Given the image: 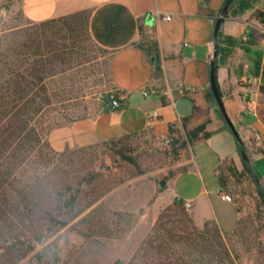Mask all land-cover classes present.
Here are the masks:
<instances>
[{"label": "rangeland", "instance_id": "1", "mask_svg": "<svg viewBox=\"0 0 264 264\" xmlns=\"http://www.w3.org/2000/svg\"><path fill=\"white\" fill-rule=\"evenodd\" d=\"M20 1L0 0L4 44L9 31L28 25ZM66 25L64 58L54 69L50 103L39 118L44 139L50 127L98 112L101 100L112 91L109 50L92 39L83 15ZM154 39L147 38V43ZM257 51L255 57L264 54V43ZM251 67L254 72L260 69ZM173 138H178L176 133L161 137L149 131L130 138L125 141L130 160L101 141L68 147L61 154L51 153L44 143L34 145L30 160L10 179L8 199L25 209L0 219V264L127 261L160 214L165 264H264L260 198L247 176L232 173L228 163L223 167L224 191L241 212L237 231L222 233L211 219H196L192 207L185 212L172 206L175 198L168 179L191 164L189 145H172ZM180 138H185L183 132ZM71 197L74 202L68 205ZM231 200L226 199V205L232 210ZM155 256L154 249L148 258Z\"/></svg>", "mask_w": 264, "mask_h": 264}, {"label": "crops", "instance_id": "2", "mask_svg": "<svg viewBox=\"0 0 264 264\" xmlns=\"http://www.w3.org/2000/svg\"><path fill=\"white\" fill-rule=\"evenodd\" d=\"M225 2L21 0L20 8L30 22L87 11L90 36L110 51L107 66L112 89L124 96L120 108L99 110L52 128L48 134L50 146L62 151L142 131L162 137L167 135L169 124H178L188 116V128L205 122L208 135L189 145L190 166L171 176L167 187L171 198L191 201L196 219L214 220L222 233H232L241 212L232 201V210L226 205L218 171L225 163L241 170L245 162L214 98L207 95L211 90L213 28ZM243 2L249 5L242 10L239 2L228 6L220 25L217 42L223 50L215 61V77L226 112L244 142L250 167L264 188V154L259 151L264 149V94L259 92L264 84V54L255 57L264 43V19L260 17L264 0ZM165 14L171 18L162 19ZM244 33L249 35L246 42L241 40ZM252 36H256L254 43H250ZM152 37L157 43L159 70L155 69V55L146 50L150 45L147 38ZM256 60L258 72L251 67ZM252 95L257 98L256 115L241 113L240 104ZM153 110H157L158 118L148 126L147 114ZM254 133L259 135L258 140Z\"/></svg>", "mask_w": 264, "mask_h": 264}, {"label": "trees", "instance_id": "3", "mask_svg": "<svg viewBox=\"0 0 264 264\" xmlns=\"http://www.w3.org/2000/svg\"><path fill=\"white\" fill-rule=\"evenodd\" d=\"M237 2H239V10L249 5L247 2L242 3V0H234L231 1L229 7ZM81 15L86 17L88 31L89 13L87 11H80L40 22L29 21L27 26L19 30L9 31V34H6V37L3 38L4 41L7 40L6 44L0 42V219H8L12 214L20 211V209H25V206H20V204L9 201L7 191L10 186V179L20 172L23 163L30 160V153L34 150V145L44 143L48 150L54 154H61L63 151H55L49 144L48 134L54 127H50L47 130V137L44 139V127L40 128L42 121L39 118L42 109L50 103L48 88L50 79L54 75V69L64 58V51L66 49L65 40L68 38V35L65 34V30L68 27L66 23L70 19ZM219 36L220 31L218 32V42L220 41ZM255 39L256 36H252L250 43H254ZM220 49L223 50L219 46L218 52ZM146 50L148 54L155 55V69L159 70L155 39ZM259 58H261L260 55H258L257 59ZM255 63L257 69L259 67V60H256ZM259 92L264 94V84L259 86ZM207 95L213 98L211 90L207 92ZM99 110H110L108 95L101 100ZM188 120L189 116L182 117L178 124H169L167 135L170 136L172 133H176L178 136V138L172 139L170 142L172 145L178 142L180 148H185L193 141L208 135V132L205 130V122L188 128ZM143 132L146 131L124 134L118 138L101 142L111 144L119 155L130 160L131 158L126 154L125 141ZM182 132L185 138H180L179 140ZM259 151L264 154V149H260ZM228 165L232 173L247 176L254 185L264 210V194L255 181L251 169L245 164L241 170L237 169L234 164ZM186 169L184 168L183 170ZM174 174L172 173L170 177ZM218 180L220 186L225 190L227 177L224 174L223 167L218 171ZM183 201L175 198L172 206L186 212ZM73 202L74 197H71L67 204L72 205ZM238 210L240 209L238 208ZM162 216L163 214H160V218L153 225L151 231L145 235L136 251L127 261L116 259L112 264L168 263V256L166 254L162 255V251L165 249H163L160 240V235L163 232L161 224ZM208 221L204 222V226H207ZM212 221L216 229L220 231L216 222ZM237 230L238 226L234 231ZM155 244H158L160 249L156 248ZM154 249L156 251L155 258H148Z\"/></svg>", "mask_w": 264, "mask_h": 264}, {"label": "water", "instance_id": "4", "mask_svg": "<svg viewBox=\"0 0 264 264\" xmlns=\"http://www.w3.org/2000/svg\"><path fill=\"white\" fill-rule=\"evenodd\" d=\"M231 1L233 0H226V2L223 4L221 11L218 15V17L215 20L214 23V28H213V53H212V57L210 59V73H209V78H210V89H211V93L212 96L223 116V119L225 120L227 126L229 127V129L231 130V132L233 133L234 137L237 139L239 146H240V151H241V155L242 158L246 164V166H248L251 171H252V175L255 179V181L257 182L258 186L260 187L262 193L264 194V188L262 187L258 176L256 175V173L252 170V168L250 167V162H249V158L246 154V150H245V146H244V142L242 141L239 132L233 122V120L231 119V117L228 115V113L226 112L225 106H224V101L222 96L219 93V90L217 88V84H216V77H215V61L218 55V42H217V35L218 32L220 30V25L223 21V18L227 12L228 6L231 3ZM154 58V56H152V59Z\"/></svg>", "mask_w": 264, "mask_h": 264}, {"label": "built area", "instance_id": "5", "mask_svg": "<svg viewBox=\"0 0 264 264\" xmlns=\"http://www.w3.org/2000/svg\"><path fill=\"white\" fill-rule=\"evenodd\" d=\"M260 17L262 19H264V14H261ZM171 18V16L169 14H165L162 16V19L164 20H169ZM264 33V30L262 31ZM241 40L246 42L249 40V35L247 33H244L241 35ZM144 94H146L144 92ZM108 102H109V106L110 109H117L120 108L121 106H123L124 104V96L118 92V90L116 89H112V91L108 94ZM257 98L256 96H248L247 98H245L242 103L240 104V112L241 113H252L254 115H256L257 113ZM158 118V112L157 110H153L150 113L147 114V125L150 126L151 122L153 121V119H157ZM162 137H167V135L162 136ZM254 139L258 140L259 135L257 133H254ZM222 197L224 199H230V197L226 194H222ZM183 204L185 206L186 209H191L192 204L191 201H183Z\"/></svg>", "mask_w": 264, "mask_h": 264}]
</instances>
